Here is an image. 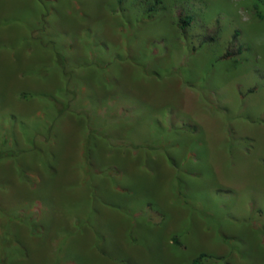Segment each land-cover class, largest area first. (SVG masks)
<instances>
[{
	"label": "rangeland",
	"instance_id": "obj_1",
	"mask_svg": "<svg viewBox=\"0 0 264 264\" xmlns=\"http://www.w3.org/2000/svg\"><path fill=\"white\" fill-rule=\"evenodd\" d=\"M119 1L0 0V264L122 202L181 264H264V0Z\"/></svg>",
	"mask_w": 264,
	"mask_h": 264
},
{
	"label": "crops",
	"instance_id": "obj_2",
	"mask_svg": "<svg viewBox=\"0 0 264 264\" xmlns=\"http://www.w3.org/2000/svg\"><path fill=\"white\" fill-rule=\"evenodd\" d=\"M1 169L3 172L0 181H8L19 188L24 186L17 178L14 168L7 171L5 165L0 164ZM3 175L5 178L1 179ZM21 192L23 191H20L19 195L18 192H13L10 200L15 202L24 200L25 195ZM112 196L116 203L118 196ZM31 199L34 197L28 195V201ZM135 206L134 201H130V207ZM126 207L124 202L113 207L115 209L96 207L90 225L75 230L58 255L53 250L55 241L53 235L49 236L51 241L42 247L37 240L39 237L33 236L30 228L24 224L10 223L11 234L22 247L18 258L27 264H172L173 262L181 264L184 262L183 257L182 260H175L174 256L178 252L172 244H169V234L163 227L146 226L145 223L135 226L131 212L136 211V208L125 209Z\"/></svg>",
	"mask_w": 264,
	"mask_h": 264
},
{
	"label": "trees",
	"instance_id": "obj_3",
	"mask_svg": "<svg viewBox=\"0 0 264 264\" xmlns=\"http://www.w3.org/2000/svg\"><path fill=\"white\" fill-rule=\"evenodd\" d=\"M118 2H120L118 0ZM161 3L160 0H155L154 4L155 5H159ZM155 5L151 6L148 9V14H147V19L151 18L154 15L155 12ZM255 10H257V7H255ZM260 18H262V15L259 16ZM193 22V18L192 16L189 15H180L178 21H177V27L179 30L184 31L191 23ZM207 41V40H204ZM241 49L238 51V53H241ZM234 54H232L231 52H226L222 57L221 60H225V59H230L231 57H233ZM83 156H84V162L86 164V166H89V152H88V147H85V149L83 150ZM177 198H183V194L180 190H178L177 192ZM9 236L8 233L4 234V237ZM173 241L175 243H177L176 238H173ZM210 257L205 254V253H201L200 255H198L195 259H193L192 264H203L205 261H207ZM2 262V261H1ZM4 263V261H3Z\"/></svg>",
	"mask_w": 264,
	"mask_h": 264
}]
</instances>
